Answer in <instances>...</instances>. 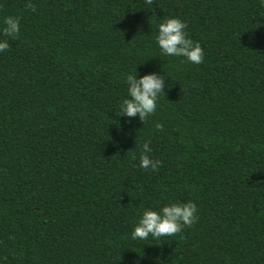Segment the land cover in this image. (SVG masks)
<instances>
[{
	"label": "trees",
	"instance_id": "trees-1",
	"mask_svg": "<svg viewBox=\"0 0 264 264\" xmlns=\"http://www.w3.org/2000/svg\"><path fill=\"white\" fill-rule=\"evenodd\" d=\"M24 3L0 0V28L20 19L0 36V264H264L259 0ZM162 18L202 63L161 55ZM135 70L166 86L144 123L120 116ZM146 141L156 171L137 166ZM188 201L191 226L131 238L144 209Z\"/></svg>",
	"mask_w": 264,
	"mask_h": 264
},
{
	"label": "clouds",
	"instance_id": "clouds-1",
	"mask_svg": "<svg viewBox=\"0 0 264 264\" xmlns=\"http://www.w3.org/2000/svg\"><path fill=\"white\" fill-rule=\"evenodd\" d=\"M148 5L152 0H145ZM259 5L264 7V0H259ZM26 10L35 12L36 7L33 0H25ZM3 27L0 28V36L15 38L20 32V19L15 16H6L3 19ZM186 24L178 18H162L157 27L155 44L159 48L161 55L165 57H182L192 64H200L203 61V50L198 43H194L188 38L185 31ZM9 49L7 39H0V53ZM127 98L123 99L119 105L122 113L120 116L128 118L138 117L144 123L151 117L156 109L157 102L164 96V78L155 72L147 73L138 78L135 74L126 76ZM160 129L159 124L156 125ZM149 142L142 145L141 154L137 166L141 169L156 171L160 161L153 160L147 153H150ZM135 159V157H134ZM196 206L193 202L187 203L170 202L158 210L144 209L131 231L133 240H159L164 237H171L180 233L185 227L191 226L196 222ZM155 264H163L160 257L155 258Z\"/></svg>",
	"mask_w": 264,
	"mask_h": 264
}]
</instances>
